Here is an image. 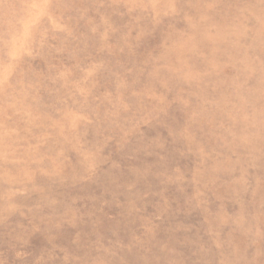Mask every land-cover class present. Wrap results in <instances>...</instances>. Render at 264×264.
<instances>
[{"label": "rangeland", "instance_id": "obj_1", "mask_svg": "<svg viewBox=\"0 0 264 264\" xmlns=\"http://www.w3.org/2000/svg\"><path fill=\"white\" fill-rule=\"evenodd\" d=\"M0 264H264V0H0Z\"/></svg>", "mask_w": 264, "mask_h": 264}]
</instances>
